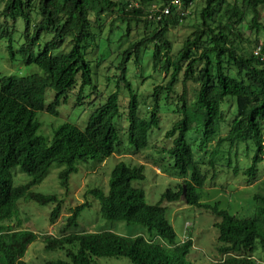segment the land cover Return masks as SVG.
<instances>
[{
  "label": "trees",
  "instance_id": "16d2710c",
  "mask_svg": "<svg viewBox=\"0 0 264 264\" xmlns=\"http://www.w3.org/2000/svg\"><path fill=\"white\" fill-rule=\"evenodd\" d=\"M4 1L2 16L13 21L3 31V35H7L10 59L17 60L18 52L24 64H35L39 71L0 77V264H28L23 257L28 246L38 238L37 234L20 229L23 226L19 219L22 200L54 204L51 219L60 213L63 201L58 194L34 190L54 164L61 167L60 186L67 189L71 175L79 171L82 162L104 161L119 151L118 118L123 114L121 86L129 94L128 141L136 151H142L149 147L151 134L160 126L162 107L180 81L183 85L179 96L181 105L178 103V109L174 110L179 118L165 133L171 145L162 150L166 154L163 161L167 160L173 172L183 180L179 189L168 188L158 203L149 204L145 191L133 185L135 180L145 178V166L120 161L111 172L107 193L99 188L87 191L99 200L102 213L108 219L145 227L147 240L143 235L126 238L108 230L95 234L67 233V229L78 226L79 216L90 206L86 201L73 207L60 235L44 236L45 248L68 250L73 264H98L92 255L124 256L132 264H191L187 261L191 242L167 248L154 240L155 236H162L171 243L176 242L164 202L184 199L187 204L205 208L217 216L214 223L219 232L217 249L222 256L228 254L219 264H256L253 254L259 246L264 248V195H256L259 205L254 216L241 217L222 208L220 201H203V191L210 168L217 169L221 157L228 160L231 150L239 144L250 142L254 146L251 163L244 170L246 176L255 177L264 160V60L245 48L239 30L248 12L253 14V25L259 27V8H264V0H206L200 13V26L184 40L176 54L167 36L169 28L185 17L195 0H181V9L175 12L176 7L172 6L168 15L161 11L173 0H139L138 6L118 0ZM116 12L118 20L126 24L119 42L123 36L130 35L132 23L142 21V16L153 19L158 26L149 37L130 44L123 51L116 65L117 88L95 107L86 126L81 128L72 122H62L54 128L49 140L39 133L38 113L46 111L59 116L58 107L78 85L79 104L85 98L86 88L98 91L94 82L96 70L87 59V53L98 38L99 32L94 27L101 31L107 18ZM160 14L161 18L157 19ZM17 20L24 22V40L16 50L11 27L16 29ZM148 42L155 43L153 69L169 73V79L155 86L153 105L144 115L139 94L128 77V63L133 55L140 63L141 50ZM260 45L264 54V44ZM66 46H69L67 50ZM99 62L98 58L97 64ZM188 82L196 85L191 103L187 102ZM48 89H53L55 94L47 104ZM231 101L235 107L229 118L225 104L229 102L230 107ZM224 125L228 130L221 135ZM195 129L201 132V149L215 140L214 147L209 149V168L190 140L189 135ZM225 143L229 146L227 152L221 151ZM238 168L236 164V172ZM18 173L26 179L19 181ZM216 174L214 172L211 178L215 179ZM12 221L14 227L9 224ZM71 245H78L77 254L69 248ZM55 264L66 263L57 260Z\"/></svg>",
  "mask_w": 264,
  "mask_h": 264
},
{
  "label": "rangeland",
  "instance_id": "374dc122",
  "mask_svg": "<svg viewBox=\"0 0 264 264\" xmlns=\"http://www.w3.org/2000/svg\"><path fill=\"white\" fill-rule=\"evenodd\" d=\"M121 3H130L131 6H138L139 0H118ZM206 0H195L194 4L185 13V17L179 20L175 25H171L167 34L173 44V53L176 54L181 48L184 40L198 28L201 24V10L205 5ZM5 1L0 0V77L4 74H19L26 75L32 72L39 71L35 64L26 65L23 63L20 54L16 53L15 61H11L8 51L7 35H3L7 25L12 24V20H5L2 16ZM258 25H253V14L248 12L241 23L239 30L242 33L245 48L254 51L260 44H264V8H259ZM177 12V10L175 11ZM174 12V13H175ZM119 13L110 15L101 31L95 26L94 29L99 32L98 38L91 46L92 50H88L87 59L90 61L92 68L95 67L96 73L94 82L98 91L92 88L84 90L85 98L82 103H77L79 92L78 85L69 93L67 101H62L58 107L59 116H55L46 111H40L37 115L41 122L40 134L48 137L49 140L53 137V130L62 122H72L84 128L89 120V117L95 107L104 102L109 93L114 91L116 87L117 72L116 65L122 59L123 51L130 44L136 43L143 38L149 37V34L158 26L157 22L146 16H142V21L132 23L130 35L123 36L120 42L118 39L125 33L126 24L118 20ZM16 29L14 26V45L16 50L23 42V27L24 22L17 20ZM45 38V40H48ZM155 43L148 42L146 48L141 50L140 63L136 62V56L133 55L128 63V77L133 83L134 88L140 97L141 110L144 115H147L148 110L153 105V90L158 84H165L169 79V73L158 70L155 71L152 67V52ZM69 46L65 47L67 50ZM100 62L97 64V60ZM97 64V65H96ZM196 85L187 83V102L191 103L195 98ZM183 92L182 82L175 85L173 93L166 100L161 110V122L159 128L155 129L150 136V145L142 151H136L128 141L127 128L128 121L126 118V110L129 101L127 90L121 86V103L123 111L118 118L120 126V141L118 145L119 151L105 159L99 161L97 159H89L87 162H82L79 165V171L71 175L69 187L67 189L60 186L58 174L61 167L54 164L47 177L34 187L35 191L43 193H55L62 199L63 209L56 221V224H51L50 214L54 207L53 204L41 205L34 201L22 200L21 216L19 219L23 223V229L35 231L39 237L36 241L28 246L24 259L28 264H55L59 259L70 260L66 250L48 251L45 249L44 234H60L59 227L66 220L73 207L88 201L89 207H86L80 218V228L84 230H99L110 229L123 235H136L144 232V227L141 225L127 224L124 221H114L102 217L99 207V202L96 201L92 194L87 193V190L92 188H100L103 191L108 190L109 179L115 165L120 161H124L131 166H145V178L143 180H135L133 184L136 187L142 188L145 191V199L149 204H156L160 201L162 194L172 188L178 190L183 180L177 176L168 161H163L165 153L163 148L171 145V142L166 139L165 133L171 128L173 122L178 120V103L181 105L179 96ZM54 90L48 89L46 95V103H50L54 97ZM163 102V101H162ZM229 104V102H228ZM225 104V109L228 108L227 116H232L234 102L231 101L230 107ZM228 126L224 125L221 135L226 134ZM190 140L195 148L197 155L205 166L209 168L207 162L210 159L209 149L215 145V140L209 143L206 149H201L199 146L201 132L197 129L190 133ZM221 149L227 152L228 144H224ZM254 153L252 143H242L234 147L230 153V160L221 157L217 163V169L210 168L209 178L206 187L203 191L205 202L214 203L220 201L221 207L228 209L231 213L241 217H251L256 214L259 201L256 198L257 194L264 195V160L260 163L255 177H248L244 170L251 163V157ZM217 162V161H216ZM236 164L239 166L236 172ZM58 167V168H57ZM217 173V177L212 179L213 173ZM26 175V174H25ZM19 181L26 179L23 174L18 173ZM167 217L174 227L177 238L181 239L186 233V224L190 223L188 234L190 233L194 240V246L190 252L188 259L193 264H218L223 256L218 252V229L214 226L218 219L211 211L196 206L187 204L184 199L182 201L168 202ZM99 209V210H98ZM10 226L14 227V222H9ZM73 230V228H71ZM256 264H264V248L259 246L252 257ZM219 260V261H218ZM98 264H132L127 257H107L101 256L96 258Z\"/></svg>",
  "mask_w": 264,
  "mask_h": 264
},
{
  "label": "clouds",
  "instance_id": "9594fccd",
  "mask_svg": "<svg viewBox=\"0 0 264 264\" xmlns=\"http://www.w3.org/2000/svg\"><path fill=\"white\" fill-rule=\"evenodd\" d=\"M134 185V184H133ZM135 186V185H134ZM92 189H94V188H92ZM100 189V188H99ZM108 189H109V186H108ZM89 190H91V189H89ZM88 191V190H87ZM105 192V191H104ZM108 192V190L105 192V193H107ZM90 194V193H89ZM92 197L96 200V201H98L99 202V200L97 199V198H95L94 196H93V194H92ZM61 199V198H60ZM87 201V200H86ZM86 201H84V202H86ZM83 202V203H84ZM88 202V201H87ZM165 203V202H164ZM82 204V203H81ZM54 205V204H53ZM80 205V204H79ZM165 207H167L166 205H164ZM99 207H100V203H99ZM62 209H63V205L61 206V211H60V213L57 215V217H55L54 219H51V214H50V221H51V224H56V221H57V219L59 218V216H60V214H61V212H62ZM73 209V208H72ZM71 209V210H72ZM53 210V209H52ZM99 210V209H98ZM52 212V211H51ZM100 212H101V215H102V217L103 218H105V219H108L107 217H105L104 215H103V213H102V209L100 208ZM20 214H21V212H20ZM68 216H71V211H70V214L68 215ZM67 216V217H68ZM66 217V218H67ZM80 218V217H79ZM167 219H168V217H167ZM109 220H111L110 218H109ZM169 220V219H168ZM115 221V220H114ZM116 221H119V220H116ZM13 222V221H12ZM124 222H126V221H124ZM170 222V221H169ZM64 223H65V221L62 223V225L59 227V230H58V232L60 231V229L64 226ZM127 223V222H126ZM171 223V222H170ZM127 224H132V223H127ZM136 225V224H135ZM172 225V224H171ZM190 227V223H187L186 224V233L184 234V236L181 238V239H178L177 238V233H176V231H175V233H176V242H173V243H171L170 241H168V240H166V239H164L162 236L160 237V236H155L154 237V240L155 241H157L159 244H161L162 246H165V247H167V248H173V247H175L176 245H178V244H184V243H186V242H191V247H190V251H189V253H188V255H187V261H189L191 264H193L192 263V261H190L189 259H188V257H189V255H190V252H191V250H192V248H193V246H194V240H193V237H192V235L189 233L188 234V228ZM174 228V227H173ZM20 229H23V226H21L20 227ZM102 228H100L99 230H91V231H88V230H84V229H82V228H80V219H78V226H76V227H74V229L72 230V229H67V233H70V234H72L73 233V235L74 234H77V232H80V233H87V234H95V233H98V232H101V231H106V230H108V231H110V232H113V233H115L116 235H119V236H122V237H133V238H135L136 236H138V235H143V236H145V238H146V240H147V238H148V233H147V230H146V228L144 227V232L143 233H139V234H136V235H123V234H120V233H117V232H115V231H113V230H110V229H103V230H101ZM24 230H27V231H31V232H33V233H35V234H37L35 231H32V230H28V229H24ZM175 230V229H174ZM38 235V234H37ZM55 235H57L58 236V234H44V236H55ZM60 235V234H59ZM39 237L40 236H38V238L37 239H39ZM36 239V240H37ZM35 240V241H36ZM34 242V241H33ZM32 242V243H33ZM31 245V244H30ZM46 245V244H45ZM218 247V246H217ZM73 252H74V254H77L78 253V251H79V249H78V245H71L70 247H69ZM28 249V248H27ZM46 249V248H45ZM47 250V249H46ZM58 250H66V249H57V250H55V251H58ZM218 250V249H217ZM48 251H53V250H48ZM27 252V251H26ZM66 252H67V255H68V257H69V259L70 260H65V259H59V260H62L64 263H66V264H73V260H72V257H71V255L70 254H68V250H66ZM26 255V254H25ZM25 255H24V257H25ZM228 256V254H225L224 256H223V258H221V260L223 261L226 257ZM24 257H23V259H24ZM107 257H121V256H119V255H110V256H107ZM92 258H93V260L96 262V258H99V257H95L94 255H92ZM25 260V259H24ZM221 260L219 261V262H221ZM26 261V260H25ZM27 262V261H26ZM219 262H218V264H219Z\"/></svg>",
  "mask_w": 264,
  "mask_h": 264
},
{
  "label": "built area",
  "instance_id": "2783aa9c",
  "mask_svg": "<svg viewBox=\"0 0 264 264\" xmlns=\"http://www.w3.org/2000/svg\"><path fill=\"white\" fill-rule=\"evenodd\" d=\"M181 0H173L172 3L168 6H165L161 13H164L165 15H168L171 13L172 6L176 7V10L179 11L181 9ZM183 14V13H182ZM161 18V14L157 16V19ZM254 53L261 56V59L264 60V54L262 53V46L258 45L256 49L254 50Z\"/></svg>",
  "mask_w": 264,
  "mask_h": 264
},
{
  "label": "water",
  "instance_id": "95a60500",
  "mask_svg": "<svg viewBox=\"0 0 264 264\" xmlns=\"http://www.w3.org/2000/svg\"><path fill=\"white\" fill-rule=\"evenodd\" d=\"M186 192V187H184V193Z\"/></svg>",
  "mask_w": 264,
  "mask_h": 264
}]
</instances>
